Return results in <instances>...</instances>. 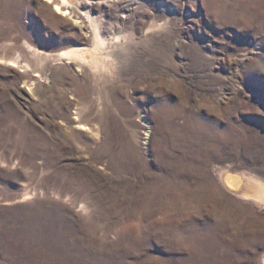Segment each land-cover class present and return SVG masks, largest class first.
<instances>
[{"label": "rangeland", "instance_id": "1", "mask_svg": "<svg viewBox=\"0 0 264 264\" xmlns=\"http://www.w3.org/2000/svg\"><path fill=\"white\" fill-rule=\"evenodd\" d=\"M52 3L0 0V264H264V0H107L81 59Z\"/></svg>", "mask_w": 264, "mask_h": 264}, {"label": "bare ground", "instance_id": "2", "mask_svg": "<svg viewBox=\"0 0 264 264\" xmlns=\"http://www.w3.org/2000/svg\"><path fill=\"white\" fill-rule=\"evenodd\" d=\"M51 1L56 5V6L55 5L54 6L57 7L62 13H67L69 15H73L78 20H80V22L82 24H86L87 26H89V28L93 34V39L90 43L91 48H90L89 52L83 51V50H72V51H69L67 53H64L63 54L64 56H72V57H74V59H81L83 53H85V54H89L91 52L93 53L92 48H94V49L95 48H102L103 49V46H105L104 39H102V37H101L103 26H102L101 22H99L98 18L93 16L92 14L94 13V11L97 14L98 13L101 14L103 9H107L109 7L108 4H106L107 0H62L61 3H59L58 0H51ZM118 39L119 38H116V39L114 38L110 41L112 43H115ZM115 49L118 50V47H116ZM119 49H121V48H119ZM105 56L107 58H109L110 56H112V54L111 55L106 54ZM97 57L101 61L107 60L106 57L101 56V55H98ZM256 188L257 189H256V192L254 193V195L251 194L252 197L253 196H255L257 198L264 197V190L262 189V185L259 183V185L257 184ZM251 195L249 197H251ZM242 196H244V194Z\"/></svg>", "mask_w": 264, "mask_h": 264}]
</instances>
